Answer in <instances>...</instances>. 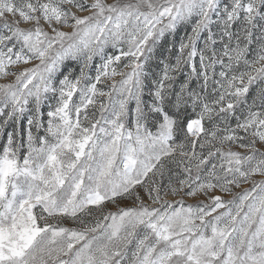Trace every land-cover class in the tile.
Masks as SVG:
<instances>
[{"label":"snow or ice","instance_id":"6c2138e0","mask_svg":"<svg viewBox=\"0 0 264 264\" xmlns=\"http://www.w3.org/2000/svg\"><path fill=\"white\" fill-rule=\"evenodd\" d=\"M0 264H264V0H0Z\"/></svg>","mask_w":264,"mask_h":264},{"label":"rangeland","instance_id":"374dc122","mask_svg":"<svg viewBox=\"0 0 264 264\" xmlns=\"http://www.w3.org/2000/svg\"><path fill=\"white\" fill-rule=\"evenodd\" d=\"M109 2H111V0H109ZM245 187H247V185ZM189 202H191V201H189ZM109 207H111V205H109ZM66 223L68 224V226H72L70 222H66Z\"/></svg>","mask_w":264,"mask_h":264}]
</instances>
